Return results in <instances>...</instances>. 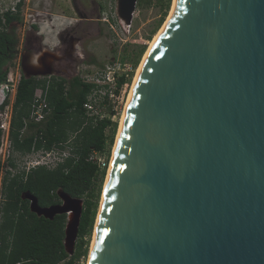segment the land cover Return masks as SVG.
Instances as JSON below:
<instances>
[{"label":"water","instance_id":"95a60500","mask_svg":"<svg viewBox=\"0 0 264 264\" xmlns=\"http://www.w3.org/2000/svg\"><path fill=\"white\" fill-rule=\"evenodd\" d=\"M136 3L116 0L123 24ZM58 194L21 198L68 215L71 255L82 199ZM89 264H264V0H175L128 98Z\"/></svg>","mask_w":264,"mask_h":264},{"label":"trees","instance_id":"16d2710c","mask_svg":"<svg viewBox=\"0 0 264 264\" xmlns=\"http://www.w3.org/2000/svg\"><path fill=\"white\" fill-rule=\"evenodd\" d=\"M19 6L20 3L17 4ZM20 19L18 10H6L0 16V25L4 26L0 28V81L6 78L8 65L17 54L16 40H12L7 26ZM144 51L145 46L142 45L132 52L134 66ZM127 58L128 55L122 56L121 60ZM127 79L118 78V87ZM92 86L79 75L69 79L54 75L37 78L25 77L21 73L9 132L13 149L30 154L65 147L71 152L52 168L37 165L28 172L21 171L13 176L7 174L3 178L5 202L1 207L0 264H60L62 261L73 264L75 259L86 253L82 248L83 237L93 226L100 184L106 171V164L97 165L89 155L92 152H109L116 129V122L111 120V115L115 114L112 107L107 116L96 120L87 117L83 105ZM39 87L45 90L47 113L39 122H25L29 119L30 105ZM23 128L25 130L21 133ZM107 128L111 129L109 135L106 134ZM11 165L14 164L11 162ZM58 189L72 197L85 196L78 226L80 246L78 253L74 251L71 255L64 248L66 214L55 215L52 219L38 216L29 210L27 200L21 198L22 192L30 191L40 205H47L55 202Z\"/></svg>","mask_w":264,"mask_h":264},{"label":"rangeland","instance_id":"374dc122","mask_svg":"<svg viewBox=\"0 0 264 264\" xmlns=\"http://www.w3.org/2000/svg\"><path fill=\"white\" fill-rule=\"evenodd\" d=\"M173 2L174 0H137L131 22L123 24L116 15V0H0V16L4 11L11 10L12 7H14L15 11L18 10L21 19L12 23V25L20 33V36L21 34L26 35L30 30H33L35 35L42 39L40 50L48 49L50 50L49 52L54 50L55 53L62 56L59 60L61 65L56 64L63 70L61 74L66 78H71L73 75L81 77L86 72L96 75L106 64L114 60H121V57L126 55H128L126 61L131 62L133 65V71L129 73L127 81L118 92L117 104L114 109L115 114L111 115V120L116 122L114 141L109 152H99V155L106 160V171L100 184L93 226L89 234L83 237L84 245L82 248L86 249V253L75 259L73 264L88 263L96 218L123 109L143 56L154 36L169 17ZM18 3H20L19 7H17ZM11 11L15 12L14 10ZM162 14H165L164 18L154 30ZM0 28H4V26L0 25ZM69 29H71V32H75V35L80 40V44L76 46L74 51L83 58L78 56L72 59L68 58L64 52H60V49L57 48L59 37L69 32ZM142 45L145 46V51L140 55L137 64L134 66L131 60L133 57L132 52L138 50ZM38 53V51H32V57H35ZM44 57L46 61L51 62L52 56L50 54H46ZM17 63H19V56L8 65V69L16 67ZM99 103V109L107 116L111 109V101L105 102V100L99 98ZM110 133L111 129L107 128L106 134L109 135ZM71 138L72 135L70 140ZM56 148L59 149L54 148V152L49 154L44 151H36L30 154L12 151V163L19 168L17 170H23L21 167L31 164L36 159H40L45 163L44 165L52 168V164L59 157L60 147ZM67 150L69 149L66 148L65 152H69ZM80 198L82 199L81 208L83 209L85 196ZM66 219L68 220V215H66ZM79 238L77 235L73 252L76 251L78 253ZM60 264L67 263L62 261Z\"/></svg>","mask_w":264,"mask_h":264},{"label":"built area","instance_id":"2783aa9c","mask_svg":"<svg viewBox=\"0 0 264 264\" xmlns=\"http://www.w3.org/2000/svg\"><path fill=\"white\" fill-rule=\"evenodd\" d=\"M16 5V4H14ZM14 10V7L11 8ZM17 63L16 67L9 68L6 78L3 81H0V162H1V172H0V221H1V207L4 201V196L2 194L5 175L9 174L13 176L15 173L25 171L28 172L30 168L37 165L45 164L42 160L36 159L34 162L27 166L21 167L23 170H17L14 165H11L12 162V151H15L12 147L11 138L9 136L13 106L11 102V97L15 95L17 86L21 77V70ZM133 71V65L131 62L126 60H114L106 64L101 68L96 75H93L91 72L84 73L81 78L85 82L91 83L93 86L89 93L87 94L86 101L84 102V109L87 117L96 120L104 117L105 115L99 109V98L102 100L107 99L108 102L111 101L112 109L116 108V98L118 99L119 91L124 83L118 87L117 81L118 78L124 77L127 79L129 73ZM115 111V110H114ZM47 113L46 101H45V90L41 87L37 88L33 97V100L30 105V115L29 119L25 122H39L41 121ZM25 130L23 128L21 133ZM55 149H59L54 147ZM54 148L47 151L46 154L54 152ZM58 152V159L52 164L54 167L58 162L62 161L66 156L70 154L65 152L66 149H61ZM45 152V151H44ZM67 153V154H66ZM89 159L99 166H104L106 160H104L99 152H92L89 155Z\"/></svg>","mask_w":264,"mask_h":264},{"label":"flooded vegetation","instance_id":"af4514ba","mask_svg":"<svg viewBox=\"0 0 264 264\" xmlns=\"http://www.w3.org/2000/svg\"><path fill=\"white\" fill-rule=\"evenodd\" d=\"M7 29L9 31V33L11 34L12 40H16V50H17L16 57L19 56V62H21L22 57L27 62L29 61V65L27 66V69L30 72H41V71H44V70L49 68L53 72L52 75H62L61 73L63 72V70L57 66V64H60L59 60L61 59L62 56L55 53L54 50H51V52H49L50 50H48V49L40 50L41 49L40 43H41L42 39L39 36L37 37L35 35V33L33 32V30H30L28 32V34H26V35L21 34V36H20V33H18L16 31L15 27L12 24L8 25ZM12 44H13V42H12ZM79 44H80L79 38L75 35V32H71V29H69V32H66L64 36L62 35L59 37L57 48L60 49V52H64L68 58L72 59V58H75L77 56L79 58H83L82 56L78 55L74 51L76 46H78ZM81 49H82V47H81ZM32 51L33 52H37V51L39 52L37 54L38 56L36 55V59H34V60H32ZM47 52L49 54H51V56H52V59H51L49 66L47 64L48 61H46V59L44 57V55L48 54ZM16 57H15V59H16ZM20 70H21V68H20ZM73 76H75V75H73ZM58 190L56 191L58 197L55 200V202L49 203L47 205H41V206L46 207V206H50L52 204L62 203V199L58 194ZM25 200H27V199H25ZM27 203H28V208H29V200H27ZM62 214H64V213H62ZM56 215H58V214H56Z\"/></svg>","mask_w":264,"mask_h":264},{"label":"bare ground","instance_id":"6f19581e","mask_svg":"<svg viewBox=\"0 0 264 264\" xmlns=\"http://www.w3.org/2000/svg\"><path fill=\"white\" fill-rule=\"evenodd\" d=\"M174 4H175V0L173 2V7L171 9V13H169L170 14L169 17L167 18V20L165 21V23L163 24V26L161 27V29L159 30V32L154 36V38L151 41V43H150L147 51L145 52V54L143 56V59H142L140 65H139V67H138V69L136 71L135 76H134V79H133V82H132V86L134 84V81H135V79L137 77V74L139 72V69H140V67L142 65V62H143L145 56L147 55V53L149 52V50L152 47V45L155 43V41L158 39V37L161 35V33L164 31V29L168 26V24L172 20L173 10H174ZM132 86H131V89H132ZM131 89H130V92H131ZM130 92H129V95H130ZM129 95L127 97V101H126L125 106H124V109H123V113H122V116H121V121H122V118H123V115H124V112H125V108H126V105H127V102H128ZM121 121H120V126H121ZM120 126H119V130H120ZM118 134H119V131H118ZM118 134H117V138H118ZM117 138H116V141H115V144H114V147H113V153H112L111 161H110V164H109L107 177H106V180H105V183H104V188H103L102 198H101V202H100V207H101V204H102V200H103V196H104V192H105V188H106V184H107V180H108V175H109V171H110V167H111V163H112V159H113V155H114V151H115V147H116ZM100 207H99V211H100ZM99 211H98V215H97V218H96V223H95V228H94V233H93V239H92V242H91L90 254H89V259H88V263L87 264H89V262H90V257H91V253H92L93 243H94V237H95V233H96V229H97V224H98Z\"/></svg>","mask_w":264,"mask_h":264},{"label":"crops","instance_id":"0c3cea01","mask_svg":"<svg viewBox=\"0 0 264 264\" xmlns=\"http://www.w3.org/2000/svg\"><path fill=\"white\" fill-rule=\"evenodd\" d=\"M20 63V62H19ZM22 73V72H21ZM49 76H51V75H45V76H34V77H37V78H40V77H43V78H49ZM54 76H61V77H63V75H54ZM64 78H66V77H64ZM69 79V78H68ZM14 97H15V95H13L12 97H11V102H12V106H13V103H14ZM16 151V150H15ZM19 152V151H18ZM21 153V152H20ZM22 154V153H21Z\"/></svg>","mask_w":264,"mask_h":264}]
</instances>
